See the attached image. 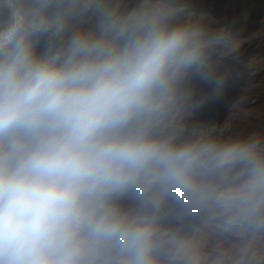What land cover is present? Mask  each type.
Instances as JSON below:
<instances>
[{
    "label": "clouds",
    "instance_id": "1",
    "mask_svg": "<svg viewBox=\"0 0 264 264\" xmlns=\"http://www.w3.org/2000/svg\"><path fill=\"white\" fill-rule=\"evenodd\" d=\"M55 0L13 9L0 25V264H152V233L112 204L141 193L151 176L175 199H197V156L149 138L138 126L158 90L196 66L192 33L148 23L117 46L74 35L66 50L37 56ZM252 186L264 162L248 145Z\"/></svg>",
    "mask_w": 264,
    "mask_h": 264
},
{
    "label": "trees",
    "instance_id": "2",
    "mask_svg": "<svg viewBox=\"0 0 264 264\" xmlns=\"http://www.w3.org/2000/svg\"><path fill=\"white\" fill-rule=\"evenodd\" d=\"M9 1L26 13L36 6L35 0H0V25L11 18ZM236 1L55 0L44 15H59L62 30L38 34L34 52L37 56L57 55L66 50L74 35L119 46L130 33L148 23H159L170 30L185 29L192 33L200 61L174 77L166 90L154 93L138 126L147 131L149 138L176 150L193 149L191 143H181L186 139L180 135L186 128H193L195 137L203 132L214 137L223 156H234L230 154L234 146L248 145L255 153L254 159L264 162V0ZM203 54L214 57L204 60ZM205 62L213 76L209 86L214 88L196 95L198 82L201 88L206 87V79L201 77ZM178 106L193 113L188 117L192 123L177 116ZM211 119L216 129L208 131ZM250 159L238 160L243 163ZM240 170L241 164L235 167L233 179L225 180L236 188L232 200L243 204V196L252 192L264 200L260 199L264 189H249L250 179L239 178ZM244 213L231 219L223 215L217 225L206 218L199 231L186 227L183 235H175L181 245L160 264H264V219L260 213L243 217ZM152 264L159 263L152 260Z\"/></svg>",
    "mask_w": 264,
    "mask_h": 264
},
{
    "label": "rangeland",
    "instance_id": "3",
    "mask_svg": "<svg viewBox=\"0 0 264 264\" xmlns=\"http://www.w3.org/2000/svg\"><path fill=\"white\" fill-rule=\"evenodd\" d=\"M238 2L240 0L236 1V3ZM9 4L15 9L10 1ZM203 55L204 60L208 56L214 57L211 54ZM203 66L201 77L206 79L204 84L206 87L201 88V83L198 82L196 95L204 94L208 87L214 88V86H209V82L213 80V76L209 72L210 67L206 62L203 63ZM207 77H209L208 80ZM178 103L184 104L180 100ZM192 114V112H185L181 106L177 108V116L187 122H193V119H188ZM212 129H216V127L211 119L208 131ZM193 131V128H186L180 135L186 139V142L181 143H191L193 146L191 150L197 156L193 167V178L200 189L199 198L177 200L166 192L158 181L149 176L142 182L139 195L134 190H130L122 196L115 197L112 201L115 209L126 219L148 226L152 233L151 259L159 264L171 257L172 249L181 245L175 235H183L186 227H194L199 231L206 218L214 221V225H217V221L222 219L223 215H227V219H231L233 216L239 218L245 211L243 217L248 215L255 217L260 213L261 219H264V212H260L264 210V200H259L258 195L252 192L243 196L245 197L243 204H236L235 200H232L235 199L234 191L236 188L225 183L226 179H233L232 173L235 167L241 164L238 177L250 179L248 180L249 189L259 191L260 188L252 186L251 167H249L252 166L251 163H242L238 157L223 156L220 154L221 148L214 137L208 136L204 132L202 136L195 137ZM180 149L184 148H177V150ZM217 182L218 184L215 185L214 183ZM260 199H264V195ZM253 203L254 207L252 206ZM229 204L231 206H227Z\"/></svg>",
    "mask_w": 264,
    "mask_h": 264
}]
</instances>
